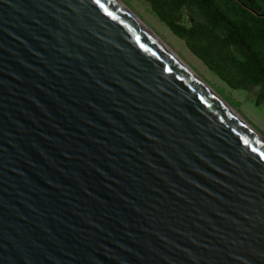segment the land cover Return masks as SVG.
Segmentation results:
<instances>
[{
    "label": "water",
    "instance_id": "obj_1",
    "mask_svg": "<svg viewBox=\"0 0 264 264\" xmlns=\"http://www.w3.org/2000/svg\"><path fill=\"white\" fill-rule=\"evenodd\" d=\"M0 264H264V143L114 0H0Z\"/></svg>",
    "mask_w": 264,
    "mask_h": 264
},
{
    "label": "trees",
    "instance_id": "obj_2",
    "mask_svg": "<svg viewBox=\"0 0 264 264\" xmlns=\"http://www.w3.org/2000/svg\"><path fill=\"white\" fill-rule=\"evenodd\" d=\"M144 1L211 74L232 90L252 93L264 113V26L257 15L233 0Z\"/></svg>",
    "mask_w": 264,
    "mask_h": 264
},
{
    "label": "rangeland",
    "instance_id": "obj_3",
    "mask_svg": "<svg viewBox=\"0 0 264 264\" xmlns=\"http://www.w3.org/2000/svg\"><path fill=\"white\" fill-rule=\"evenodd\" d=\"M121 2L264 139L263 109L253 105L252 93L232 90L211 74L188 51L184 43L151 13L144 0H121Z\"/></svg>",
    "mask_w": 264,
    "mask_h": 264
},
{
    "label": "bare ground",
    "instance_id": "obj_4",
    "mask_svg": "<svg viewBox=\"0 0 264 264\" xmlns=\"http://www.w3.org/2000/svg\"><path fill=\"white\" fill-rule=\"evenodd\" d=\"M130 17H132L154 40H156L163 48H165L177 62H179L198 82H200L218 101H220L228 110H230L241 121V123L254 134L262 143L264 139L245 121L243 120L223 99L208 86L185 62H183L173 51H171L152 31H150L121 0H114Z\"/></svg>",
    "mask_w": 264,
    "mask_h": 264
},
{
    "label": "flooded vegetation",
    "instance_id": "obj_5",
    "mask_svg": "<svg viewBox=\"0 0 264 264\" xmlns=\"http://www.w3.org/2000/svg\"><path fill=\"white\" fill-rule=\"evenodd\" d=\"M163 5L167 4L168 0H160ZM235 4L240 5L242 8L251 11L258 16L259 20L264 26V0H233ZM177 3H182L181 0H176ZM180 11V20L187 19V9L183 7ZM189 20V19H188Z\"/></svg>",
    "mask_w": 264,
    "mask_h": 264
},
{
    "label": "snow or ice",
    "instance_id": "obj_6",
    "mask_svg": "<svg viewBox=\"0 0 264 264\" xmlns=\"http://www.w3.org/2000/svg\"><path fill=\"white\" fill-rule=\"evenodd\" d=\"M97 2H98V0H97Z\"/></svg>",
    "mask_w": 264,
    "mask_h": 264
}]
</instances>
